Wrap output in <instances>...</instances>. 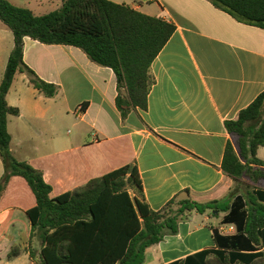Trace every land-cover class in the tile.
Segmentation results:
<instances>
[{
	"label": "crops",
	"instance_id": "obj_1",
	"mask_svg": "<svg viewBox=\"0 0 264 264\" xmlns=\"http://www.w3.org/2000/svg\"><path fill=\"white\" fill-rule=\"evenodd\" d=\"M8 1L37 16L63 4V0ZM109 1L176 27L151 65L154 85L147 110L138 109L123 119L111 68L92 62L79 48L46 45L27 37L25 63L59 91L55 97H45L26 74L15 75L7 94L8 105L19 110L8 118L13 156L43 172L53 197L136 165L145 201L153 211L162 210L177 196L206 204L224 201L234 190L238 203L245 204V189L223 171L228 143L238 150L237 139L225 123L235 120L264 91V29L239 22L209 0ZM14 47L13 32L0 20V85ZM257 157L264 162V146ZM4 173L0 156V181ZM246 183L264 204V179ZM35 205L27 182L12 177L0 200V264H41V244L36 247V240L31 241L26 214ZM231 216L230 212L190 213L176 234H167L147 249L144 264H192L201 262L198 254L205 251L236 252L232 247L237 241L229 245L216 241V235H238L237 221L227 220ZM248 240L242 233L247 247L240 253L264 251V229L259 244ZM15 245L23 252L9 260Z\"/></svg>",
	"mask_w": 264,
	"mask_h": 264
},
{
	"label": "trees",
	"instance_id": "obj_2",
	"mask_svg": "<svg viewBox=\"0 0 264 264\" xmlns=\"http://www.w3.org/2000/svg\"><path fill=\"white\" fill-rule=\"evenodd\" d=\"M209 1L239 22L264 29V0ZM0 20L13 32L15 40L0 85V156L5 168L0 200L12 177H22L27 182L36 205L26 214L32 228L31 241L38 239L41 244V264H144L147 249L159 244L167 234H176L179 224L190 213L208 211L212 216L230 212L232 216L227 220L237 221L236 237L216 235L217 243L229 245V241H237L232 242V250L236 252L227 255L216 251L212 255L205 251L198 254L201 262L192 264H264V251L250 254L239 251L247 247L242 233L248 241L259 244L260 231L264 229V204L246 183L264 179L261 169L264 162L257 157L259 148L264 146V91L235 120L225 123L228 132L238 138V150L228 143L223 171L245 189V204L238 203L240 198H236L234 190L226 200L206 204L177 196L162 210L153 211L145 201L136 165L124 166L53 197V187L45 181L43 172L17 160L11 152L8 118L17 116L19 110L8 105L7 94L15 75L26 74L45 97H55L59 91L57 85L41 79L25 63L24 39L76 47L92 62L111 68L118 85L116 105L125 119L133 111L147 110L154 85L151 65L176 27L109 0H63L58 10L42 16L0 0ZM22 252L15 245L8 259L13 260ZM31 256L34 257L33 252Z\"/></svg>",
	"mask_w": 264,
	"mask_h": 264
},
{
	"label": "rangeland",
	"instance_id": "obj_3",
	"mask_svg": "<svg viewBox=\"0 0 264 264\" xmlns=\"http://www.w3.org/2000/svg\"><path fill=\"white\" fill-rule=\"evenodd\" d=\"M236 139H237V143H238V138L236 137ZM35 240H36L35 246H36V247H39V245H40V241H39L38 239H35Z\"/></svg>",
	"mask_w": 264,
	"mask_h": 264
},
{
	"label": "built area",
	"instance_id": "obj_4",
	"mask_svg": "<svg viewBox=\"0 0 264 264\" xmlns=\"http://www.w3.org/2000/svg\"><path fill=\"white\" fill-rule=\"evenodd\" d=\"M82 111H83V110H82V108H81V109L78 110V113L80 114Z\"/></svg>",
	"mask_w": 264,
	"mask_h": 264
},
{
	"label": "water",
	"instance_id": "obj_5",
	"mask_svg": "<svg viewBox=\"0 0 264 264\" xmlns=\"http://www.w3.org/2000/svg\"><path fill=\"white\" fill-rule=\"evenodd\" d=\"M215 214H218V211H214Z\"/></svg>",
	"mask_w": 264,
	"mask_h": 264
}]
</instances>
